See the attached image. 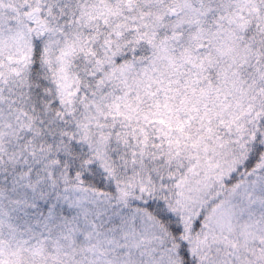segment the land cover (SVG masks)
Wrapping results in <instances>:
<instances>
[{
	"label": "snow or ice",
	"instance_id": "snow-or-ice-1",
	"mask_svg": "<svg viewBox=\"0 0 264 264\" xmlns=\"http://www.w3.org/2000/svg\"><path fill=\"white\" fill-rule=\"evenodd\" d=\"M0 264H264V0H0Z\"/></svg>",
	"mask_w": 264,
	"mask_h": 264
}]
</instances>
